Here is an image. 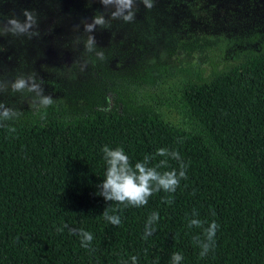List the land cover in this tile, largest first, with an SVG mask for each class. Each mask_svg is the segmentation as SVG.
<instances>
[{"label":"trees","instance_id":"1","mask_svg":"<svg viewBox=\"0 0 264 264\" xmlns=\"http://www.w3.org/2000/svg\"><path fill=\"white\" fill-rule=\"evenodd\" d=\"M165 42V58L124 70L97 60L92 83L46 109L15 108L19 119L6 122L15 133L0 127V264H171L175 252L180 264H264V30L177 28ZM104 145L123 148L133 166L159 148L177 151L187 179L139 208L106 201ZM173 168L179 162L169 158L158 170ZM106 208L119 226L103 218ZM153 211L160 219L145 240ZM193 218L203 227L189 228ZM212 221L215 247L202 258L193 238ZM69 229L91 232L95 251Z\"/></svg>","mask_w":264,"mask_h":264},{"label":"rangeland","instance_id":"2","mask_svg":"<svg viewBox=\"0 0 264 264\" xmlns=\"http://www.w3.org/2000/svg\"><path fill=\"white\" fill-rule=\"evenodd\" d=\"M36 1L0 0V12L5 18L15 15L22 20L23 9L34 10L40 31V36L32 39L0 37L4 49L0 52V79L12 80L35 73L43 79L46 94L65 99L64 93L74 94L92 83L95 76L92 67L98 59L94 53H85L83 42L87 34L82 28L75 30L74 25L82 18L93 16L99 0H39L40 4ZM39 5L51 9V14L42 17L36 10ZM57 6L62 10L55 12ZM65 23L72 26L70 30L63 26ZM177 28L228 36L261 31L264 30V0H154L151 9L139 5L135 20L127 28L110 26L93 34L97 50H103L109 67L124 70L150 62L156 56L165 58V35ZM86 61V67L81 70ZM55 83L61 87L56 89ZM31 99L32 94L11 91L0 94V102L19 110L34 109L29 106Z\"/></svg>","mask_w":264,"mask_h":264},{"label":"clouds","instance_id":"3","mask_svg":"<svg viewBox=\"0 0 264 264\" xmlns=\"http://www.w3.org/2000/svg\"><path fill=\"white\" fill-rule=\"evenodd\" d=\"M92 2V0H90ZM103 10L95 12L89 18H82L80 22L74 25V29L83 30L87 34L83 42L85 53H94L96 59L103 61L105 54L103 50H97V41L93 34L97 30H104L111 26L113 20H121L125 23H131L136 18L139 5L143 4L145 8L151 9L154 6V0H99ZM23 19L18 16L4 17L0 12V37L14 36L26 37L32 39L39 37V21L34 10L23 9L21 12ZM87 17V14H85ZM79 43V40H77ZM4 49L0 45V52ZM87 65V61L81 66V70ZM44 81L38 78L35 73L20 75L12 80L0 79V94L11 91L22 95L32 94L29 106L34 109L47 108L53 104L51 94H46ZM21 112L0 102V127L7 128L10 134L16 132V128L8 125L6 122L19 119ZM103 159L106 163V172L102 183L98 186V194L103 196L106 201L116 202L127 208L129 206L142 207L148 204L149 198L161 190L165 193H175L180 186L181 180L187 179L186 169L188 167L177 151H169L166 148L157 149L155 155L146 154L142 161L136 162L133 166L130 163L128 155L124 149L117 147L110 148L104 145L102 148ZM156 157H165L159 160L154 166H149L151 161ZM169 158L179 162V170L173 168L163 172L158 169L169 168ZM163 200L171 205L174 200L171 195L166 196ZM116 210H113L115 212ZM214 214V213H213ZM198 214L194 211L193 216ZM103 218L112 225L119 226L122 221L119 215L109 214L106 208L102 214ZM160 219L159 213L153 211L145 222L143 238L148 239L156 231V223ZM67 227V225H65ZM188 227L202 228L203 222L198 218L189 220ZM219 225L212 221L208 227L203 228V238L197 235L193 238V243L200 248V257H205L209 251L215 247V236ZM62 231V229H60ZM72 234H78L81 238V247L90 249L93 235L84 229H69ZM136 257H132V264H136ZM183 256L175 252L172 254L171 264H180Z\"/></svg>","mask_w":264,"mask_h":264},{"label":"bare ground","instance_id":"4","mask_svg":"<svg viewBox=\"0 0 264 264\" xmlns=\"http://www.w3.org/2000/svg\"><path fill=\"white\" fill-rule=\"evenodd\" d=\"M68 25H69V24H66V23H65V25H64V26H65V27H68ZM71 27H72V26H71ZM71 27L69 26L67 29H68V30H70V29H71Z\"/></svg>","mask_w":264,"mask_h":264},{"label":"flooded vegetation","instance_id":"5","mask_svg":"<svg viewBox=\"0 0 264 264\" xmlns=\"http://www.w3.org/2000/svg\"><path fill=\"white\" fill-rule=\"evenodd\" d=\"M88 5H89V3H88Z\"/></svg>","mask_w":264,"mask_h":264}]
</instances>
